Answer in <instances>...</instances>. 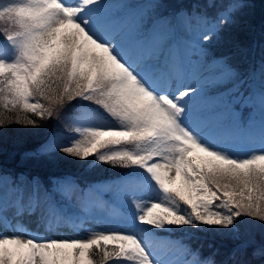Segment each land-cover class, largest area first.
Here are the masks:
<instances>
[{
    "label": "snow or ice",
    "instance_id": "obj_1",
    "mask_svg": "<svg viewBox=\"0 0 264 264\" xmlns=\"http://www.w3.org/2000/svg\"><path fill=\"white\" fill-rule=\"evenodd\" d=\"M163 7L161 0H0V128L39 126L35 118L89 102L116 124L76 117L77 135L55 150L133 169L118 193L133 206L131 226L71 239L39 237L19 222L39 210L49 228L80 227L54 198L69 197L65 182L49 190L0 169V264H264V240L238 228L243 218L264 224V47L245 76L227 57L209 59L205 46L248 5L235 0L213 21L198 4L158 15ZM194 23L207 26L194 39L176 38ZM236 106L251 110L246 120ZM145 185L156 195L141 203L137 189ZM205 227L238 243L227 252L180 244L179 255L162 258L179 242L158 230Z\"/></svg>",
    "mask_w": 264,
    "mask_h": 264
},
{
    "label": "trees",
    "instance_id": "obj_2",
    "mask_svg": "<svg viewBox=\"0 0 264 264\" xmlns=\"http://www.w3.org/2000/svg\"><path fill=\"white\" fill-rule=\"evenodd\" d=\"M116 1L108 0L109 3ZM140 2L150 3L154 0ZM161 2L164 7L156 10L158 15H171L180 9L190 11L193 4H198L200 6L198 11L204 12L207 17L215 20L218 13L224 11L235 0H161ZM244 2L248 7L237 14L234 23L224 25L223 38L213 39L205 46L210 54L216 57H227L229 63L246 76L258 65L261 49L264 47V0H244ZM210 3L211 7H209ZM223 87H231V83L221 86L220 89ZM84 105L96 110L106 119L114 121L103 110L89 102L73 101L66 104L58 116L44 120L35 118L39 126L11 124L0 128V169L16 176L38 178L49 190L53 188L54 182L63 178H73L82 195L84 191L90 194L91 190H95L100 196V202L107 201L108 204L118 206L113 200L115 195L113 189L127 180L133 174V169L98 163L91 157L87 160L74 158L56 151V144L46 148L52 137L66 136L73 132L76 126L74 120L83 112ZM236 109L239 110L242 120L251 112L247 107L236 106ZM149 187L150 185H147L146 189L152 191ZM54 198L57 200L56 195ZM68 212H71V209L68 208ZM238 228L242 234L254 235L257 241L264 240V224L259 221L243 218L238 222ZM157 234H164L168 239H174L180 244H187L193 248L203 246L205 252L210 243L219 247L221 252L229 251L238 243L228 238L223 230H209L206 227L202 231L190 228L174 229L168 232L158 230Z\"/></svg>",
    "mask_w": 264,
    "mask_h": 264
},
{
    "label": "rangeland",
    "instance_id": "obj_3",
    "mask_svg": "<svg viewBox=\"0 0 264 264\" xmlns=\"http://www.w3.org/2000/svg\"><path fill=\"white\" fill-rule=\"evenodd\" d=\"M141 0H117L114 3H124L129 5H141L146 3H141ZM70 2H74V0H70ZM207 17V16H206ZM213 17V16H211ZM209 21H213V18L207 17ZM207 25H196L193 24V31L192 32H186L184 30H178L176 33L177 39H194L199 32H202L204 28ZM211 58H220L214 56V54H210L209 59ZM223 87L220 90H224ZM215 90H213L214 94ZM239 113V110L236 109ZM95 111L93 113H86L83 112L82 114H79L77 117H80V119L85 124H92V125H115V121H110L106 119L104 116H102L100 113L98 115H95ZM249 115L246 116L244 120L248 118ZM76 124V123H75ZM79 125L76 124L75 127ZM75 135L74 132H71L70 134L64 136V135H56L52 137L49 140L47 147H50L54 144H64L68 142L70 139H72ZM45 148V147H44ZM238 154H244L243 149L239 151ZM73 179V178H72ZM71 178H66L62 180L65 182L69 197H65L63 200H61V197L59 194L58 198H60V201L66 205V207H70L73 210V217L77 218V220L81 221L82 223L80 227H73L70 222L67 223H59L55 226L49 228L46 224H41L38 220V217L40 213L38 214V211L36 213H33L32 215H25L21 218H19V222L21 225V231L27 230L29 233L37 234L39 237H49V238H56V239H71V238H87L89 235H91L93 232L98 231H107L109 229H124L128 228L132 224V220L130 219L128 215L132 214L133 206L123 200L118 193L127 190L128 186L120 184L117 188H114L113 191L115 193L113 200L119 204L120 207H116L111 205L108 207L107 202H100L98 197L95 198V200L90 201V207L87 212L83 210L82 205L84 204L85 200L80 195V189L78 185L74 182L75 179L72 180ZM151 188V186L149 187ZM137 194L143 199L140 201L141 203L147 202L148 199L152 198L156 195V192L154 189L152 191H149L148 189L139 188L137 189ZM87 199H90L88 195H86ZM123 207V208H122ZM127 208V210L125 209ZM11 218V217H10ZM15 223V221H14ZM0 230H6L5 226L2 222H0ZM9 234H11V230L8 229ZM158 236L165 237L168 242H176L174 239H168L166 235L164 234H157ZM179 245L178 244H172L169 247H166L162 250V258L164 259H172L176 255H179Z\"/></svg>",
    "mask_w": 264,
    "mask_h": 264
}]
</instances>
